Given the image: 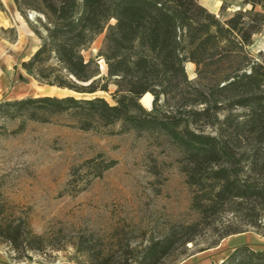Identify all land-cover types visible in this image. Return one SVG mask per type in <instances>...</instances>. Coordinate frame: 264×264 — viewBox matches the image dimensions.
<instances>
[{
  "label": "trees",
  "instance_id": "1",
  "mask_svg": "<svg viewBox=\"0 0 264 264\" xmlns=\"http://www.w3.org/2000/svg\"><path fill=\"white\" fill-rule=\"evenodd\" d=\"M12 3L39 40L20 68L38 86L79 97L4 100L0 117L56 122L85 132L118 125L117 133L162 137L178 150L191 188L194 221L171 224L162 237L138 245L120 234L101 244L80 234L72 243L74 264H174L190 256L188 245L206 236L214 238L212 244L197 252L249 229L264 236V52L255 58L248 52L264 27V0H242L249 10L223 18L198 0ZM102 33L100 48L86 57ZM187 63L195 68L192 80ZM99 92L109 93L111 103L96 96ZM145 94L152 97L150 110L140 102ZM114 164L84 163L92 177ZM0 242L18 262L54 247L32 231L26 217L2 209ZM217 264H264V250L240 245Z\"/></svg>",
  "mask_w": 264,
  "mask_h": 264
},
{
  "label": "rangeland",
  "instance_id": "2",
  "mask_svg": "<svg viewBox=\"0 0 264 264\" xmlns=\"http://www.w3.org/2000/svg\"><path fill=\"white\" fill-rule=\"evenodd\" d=\"M198 2L222 18L250 8L242 0ZM18 25L12 0H0L3 73L8 70L9 76L27 85L28 78L20 71V61L30 55V40L25 42L27 50L22 43L18 44ZM103 36L102 33L96 38L85 52L86 57L98 51ZM248 52L254 58L264 52V27L253 36ZM100 69L105 74L101 61ZM194 69L193 65H185L190 80L195 78ZM109 90L113 92L114 87L110 86ZM35 92L39 96L79 97L55 89ZM96 96L111 103L109 93L99 92ZM147 96L152 98L150 94ZM140 102L144 107V99ZM150 102L145 106L149 110ZM118 130L116 125L98 132H85L56 122L0 117V209L5 210V215L14 213L16 217H26L34 233L45 236L51 246L59 249L51 247L45 253L33 252L31 261L18 262L13 260L15 256L9 245L0 242V264H74L72 243L80 234L99 244L120 234L138 245L147 238L162 237L171 224L196 219V214L189 210L191 188L181 172L178 150L162 137L117 133ZM89 160H114L115 164L100 177H92L84 165ZM213 240L206 236L196 246L188 245L190 256H182L174 264L218 261L225 252H197ZM232 243L264 250V236L253 229ZM193 256L198 259L188 263Z\"/></svg>",
  "mask_w": 264,
  "mask_h": 264
},
{
  "label": "crops",
  "instance_id": "3",
  "mask_svg": "<svg viewBox=\"0 0 264 264\" xmlns=\"http://www.w3.org/2000/svg\"><path fill=\"white\" fill-rule=\"evenodd\" d=\"M15 15H16V21L19 24L18 25L19 30H18V36H17L18 44L22 43L24 49H26L25 48L26 47L25 42L27 40H30V45L28 48V50L30 49V55H29V57H30L33 54V52L37 49V47L39 46V40L30 31V29L28 28V26L26 25V23L24 22L22 17L19 15V13L16 11V9H15ZM29 57L21 60L20 63L28 60ZM188 64L192 65L191 63H188ZM3 66L4 65L2 63H0V97H1L2 101L22 99L25 97H37L39 95L35 92L36 89H45L46 91H50V90H54V89L58 90V89L53 88V87L38 86V84L30 76L26 75V73L23 70H20L21 73L28 78V82H29L27 85H22L12 75L9 76V73H7L8 70L7 71L4 70L6 73H3V69H2ZM44 95H47V94H44ZM142 99H144V107L147 106V104H149L150 101H152V98L147 96V94H145L142 97ZM146 109H148V108H146ZM242 235L243 234L229 236V237L221 240L220 243L216 247L205 250L206 252L210 251L209 252L210 254H214V253L217 254V253L225 252L221 257H219L218 261H216L214 263H209V264H217V263L221 262L233 248L237 247V245H234L232 243V241L235 238L236 239L238 237L240 238ZM205 251H202V252H205ZM202 252H199V254H202ZM190 258H191V259H189L190 262L188 261V263H191V262L195 261L196 259H198L197 257H194V256L190 257Z\"/></svg>",
  "mask_w": 264,
  "mask_h": 264
},
{
  "label": "bare ground",
  "instance_id": "4",
  "mask_svg": "<svg viewBox=\"0 0 264 264\" xmlns=\"http://www.w3.org/2000/svg\"><path fill=\"white\" fill-rule=\"evenodd\" d=\"M238 238H239V237H238ZM238 238H237V239H238ZM235 239H236V238H235ZM235 239H234V240H235ZM231 240H232V239H231Z\"/></svg>",
  "mask_w": 264,
  "mask_h": 264
},
{
  "label": "water",
  "instance_id": "5",
  "mask_svg": "<svg viewBox=\"0 0 264 264\" xmlns=\"http://www.w3.org/2000/svg\"><path fill=\"white\" fill-rule=\"evenodd\" d=\"M101 62H103V61H101ZM100 63V62H99Z\"/></svg>",
  "mask_w": 264,
  "mask_h": 264
}]
</instances>
